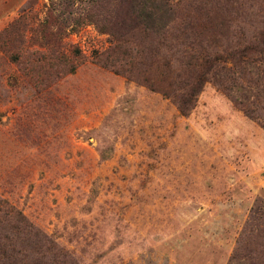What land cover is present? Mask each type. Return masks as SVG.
I'll use <instances>...</instances> for the list:
<instances>
[{
	"label": "rangeland",
	"instance_id": "374dc122",
	"mask_svg": "<svg viewBox=\"0 0 264 264\" xmlns=\"http://www.w3.org/2000/svg\"><path fill=\"white\" fill-rule=\"evenodd\" d=\"M55 3L0 0V199L41 240L20 234L14 262L264 263V64L233 92L250 119L210 80L182 115L107 61L191 71L263 33L264 0Z\"/></svg>",
	"mask_w": 264,
	"mask_h": 264
},
{
	"label": "trees",
	"instance_id": "16d2710c",
	"mask_svg": "<svg viewBox=\"0 0 264 264\" xmlns=\"http://www.w3.org/2000/svg\"><path fill=\"white\" fill-rule=\"evenodd\" d=\"M56 1L58 3L55 4L58 7H65L66 10L69 7L71 8V0ZM128 13L130 15V9ZM131 16L133 17L134 14L132 13ZM52 17V14L48 13L47 18L41 25V31L44 34L43 38L48 46L52 47L53 42L56 41L54 43L56 48L54 49H56V57L60 60L64 57L59 50L61 49L60 36L63 35V30L69 25L66 22V18H63L62 15H60L61 18L57 16L56 23L53 25L56 26L55 31L51 28V23L54 20ZM132 27L134 28L135 26L133 25ZM253 39L251 43L248 41L238 42V49L231 53H227L225 57L203 59L200 64L192 65L191 71L182 74L169 71L165 75L157 69L156 74L153 76L148 72L142 73L143 75H135L132 70L123 69L121 59L112 58L107 59V61H110L115 73H124L135 79L142 77L143 84L149 89L161 93L166 98H171L182 115H187L193 109L196 101L195 97L201 91L203 84L210 80L221 88L222 92L229 99H232L236 106L239 105L248 118L257 119L253 113H251V109L244 105H247V102L245 103V101H242L241 97L233 95V92H244L246 89L240 88L239 85L247 81L251 75H254V70L260 71L257 67L258 63L264 64V32L260 33L258 36H254ZM111 52L116 54L114 50H111ZM110 56L111 55L108 54L106 58ZM229 64L230 66H228ZM258 71L257 73H259ZM185 75H187L185 79H182ZM6 225L10 227L11 236L6 234L8 230L5 228ZM0 230L5 232L0 234V259L4 260V263L0 260V264H16L13 260L12 254H14V251L11 249V244L12 241H17V237H19L20 234H27L26 236L29 237L32 236L30 238L34 239L36 243L41 241L39 240V235L33 232V228L27 227L21 213L16 211L13 206L2 199H0ZM250 258L251 256L248 251L244 252L242 256H238V253H235L229 259L228 264H244L245 262H249ZM237 259L238 261H236Z\"/></svg>",
	"mask_w": 264,
	"mask_h": 264
}]
</instances>
